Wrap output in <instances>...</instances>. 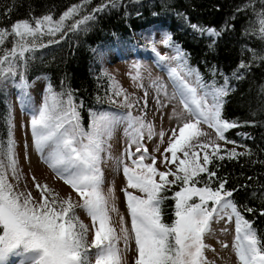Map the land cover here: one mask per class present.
Instances as JSON below:
<instances>
[{"label": "snow or ice", "instance_id": "snow-or-ice-1", "mask_svg": "<svg viewBox=\"0 0 264 264\" xmlns=\"http://www.w3.org/2000/svg\"><path fill=\"white\" fill-rule=\"evenodd\" d=\"M89 2L84 0L85 4ZM116 2L108 0L107 4L102 3L92 10V14L73 20L69 27L77 29L95 19L94 13L103 11L109 4L115 7ZM80 10L81 5H74L56 21L51 15H44L33 18L34 27L32 22L25 19L14 23L10 30L0 29V45H4L9 36L18 38L13 41L10 50L0 54V79L17 75L16 62L26 61L25 53L36 47V38L43 29L54 35L63 29L66 20L78 15ZM258 15L259 31L264 38V12ZM191 27L209 37L222 35V31L215 28H202L195 24ZM29 37L32 39L29 40ZM162 43L175 47V54L171 57L157 53L161 62H175V66L168 68L175 89L173 99L179 97L183 109L195 118L179 126L178 135L177 129H172V137L165 151L171 153L170 163L175 164V170L159 171L154 166V156L151 157L152 163H144L147 156V148L141 153L144 130L147 129L149 138L154 132L153 126L145 123L143 117H134L130 111L126 117L101 112L93 115L90 130L84 131L71 93L62 103L59 99L61 94L52 92L49 87V96L32 114L34 144L42 154L48 149L45 162L77 193L82 203L74 202L71 196L58 199V193H54L46 184L35 182V177L32 179L40 192L39 200H35L31 192L16 190L8 179L10 171L12 177L19 180L18 160L15 158L14 141L10 137L6 149L0 153V264H6L10 256L21 257L20 264H122L119 242L123 240L127 250L130 239H134L137 253L134 264H208L204 251L210 246L204 243V237L211 231L213 221L225 218L229 222L235 218L233 247L241 264H264V242L232 199L237 190L226 189L227 180L220 181L216 188L211 187L216 172L210 171L208 165L213 163L214 158L225 159L224 155L219 154L220 145L216 141L234 143L226 139L225 132L238 127L236 122L222 118L225 97L230 92L228 78L225 77L220 86L205 83L199 72L188 66L187 54L172 44L170 34L164 37ZM153 51H156L154 47ZM249 67L243 61L238 65V69ZM233 75L237 79L242 78L237 73ZM139 76L137 69L133 79ZM114 87V95H123L119 85L114 84ZM157 89H163L167 94L166 86L158 85ZM111 102L116 103L114 100ZM147 103L145 99V108ZM121 106L133 107L127 95H124ZM125 119L129 148L135 144L136 153L141 154L132 160L133 167L124 164L123 173L127 188L136 189L143 195L124 190L131 230L126 226L124 217L120 216L118 232L110 215V212H118L114 191L109 189L107 195L104 193L103 173L99 164L100 154L114 126ZM201 123L214 130L215 139L200 129ZM159 135L163 138L164 132L161 131ZM201 137H207V140H201ZM210 147L214 148L211 154L207 151ZM197 149L204 152L202 160ZM178 152L183 154V158L177 155ZM249 154L232 149L227 152V158ZM127 155L131 159L134 153L128 151ZM201 173H207V181L203 182V187H197L201 183L198 179ZM169 176L174 179L169 180ZM156 177H159V181ZM177 183L181 187L173 197L175 219L171 224L164 223L161 204L167 197L162 193L168 190L167 186ZM194 197L199 199V203L193 200ZM77 207L91 217V231L94 233L91 242L88 239L90 229L76 215ZM245 211L252 212V209L246 208ZM261 215H264V211ZM223 246L228 247L226 244Z\"/></svg>", "mask_w": 264, "mask_h": 264}, {"label": "trees", "instance_id": "trees-1", "mask_svg": "<svg viewBox=\"0 0 264 264\" xmlns=\"http://www.w3.org/2000/svg\"><path fill=\"white\" fill-rule=\"evenodd\" d=\"M102 3L108 0H90L87 4L84 0H0V29L9 30L25 19L34 27L33 18L44 15L59 20L70 7L81 5L80 13L66 20L61 31L52 35L43 29L38 34L36 47L25 53L26 61L16 62L17 75L0 79V153L10 138L6 85L24 87L41 82L48 93L51 87L52 92L61 94L62 103L71 93L85 131L94 114L112 111L113 82L105 72L104 54L127 53L132 57L131 50H135L137 57L144 56L152 50L151 35L158 34L162 42L170 34L172 44L187 54L188 66L198 71L205 83L220 86L228 78L230 92L225 97L222 118L236 122L238 127L225 132L226 139L234 143H223L238 153L250 154L228 159V151L220 150L225 159L214 158L208 165L216 172L211 187L227 180L225 188L237 190L232 199L264 242V38L258 15L264 12V0H117L115 7L109 4L94 13L95 19L75 30L69 27L73 20L92 14ZM193 24L215 28L222 35H202L191 27ZM15 39L9 36L0 45V54L10 50ZM163 48L175 50L172 46ZM242 61L250 67L238 69ZM233 73L242 78H235ZM198 179L201 183L196 186L203 187L207 173H201ZM180 187L178 183L169 185L162 193L167 197L161 204L164 223L171 224L175 219L173 197Z\"/></svg>", "mask_w": 264, "mask_h": 264}, {"label": "rangeland", "instance_id": "rangeland-1", "mask_svg": "<svg viewBox=\"0 0 264 264\" xmlns=\"http://www.w3.org/2000/svg\"><path fill=\"white\" fill-rule=\"evenodd\" d=\"M149 41H153L152 50L147 51L144 56L137 57L135 50H131L132 57L127 53L124 55L116 52L104 54L105 72L112 79L113 99L116 101V103H113L110 113H115L118 117H126V114L130 111L132 116L143 117L145 123L151 124L154 134L149 138L148 131L145 129L141 141L143 145L141 153L144 148H147L144 163H152L151 157L154 156L156 158L154 166L159 171H168L169 169L174 171L175 164L170 163L171 153L165 151L169 146V138L172 137V129L176 128L178 135V127L186 121H194L195 118L183 109L179 97L173 99L175 89L169 77L168 68L175 66V62H161L157 56V53H159L162 56L171 57L175 54V50L167 51L164 49L158 34L151 35ZM153 47L156 50L155 52ZM137 69H139L140 76L138 79H133L137 75ZM114 84L123 89V95H114L116 91ZM158 85L166 86V95L163 89L158 91ZM5 90L8 94L10 137L14 141L19 174V180H16L9 171V182L15 185L18 191L31 192L35 200L40 199V192L35 187V182H38L41 185L46 184L54 193H58V199H66L71 196L74 202L82 203L77 193L65 184L45 162L44 156L47 154L48 149L46 148L42 154L36 150L34 144L31 130L32 114L49 96L48 91L41 82L24 87L6 85ZM145 93H147L146 96ZM124 95H127L129 102L132 103L133 107L131 109L121 106ZM145 99L148 102L146 108L143 105ZM157 100H159V103H157ZM199 127L208 134V137L215 139L214 130L209 128L207 124L201 123ZM126 128V119L114 126L112 134L107 139L104 150L100 154L99 164L103 173L102 188L104 193L107 195L109 189L114 191V203L118 212H110V215L118 232L120 229V216L124 217L126 226L129 231L131 230V218L128 214L124 190L132 192L134 195H143L136 189L127 188V179L123 173L124 164L133 167L132 160L141 154L136 153L135 144H132L129 148L130 141L125 132ZM89 130L90 126L85 131ZM161 131L164 132L163 138L159 135ZM200 139L207 140V137H201ZM216 143L220 145V150L230 151L235 149L220 140H217ZM128 151L134 153L131 159L127 155ZM197 151H199L202 160L204 152L199 149ZM207 151L211 154L214 148L210 147ZM177 155L183 158L182 153L178 152ZM165 157H167V160H165ZM33 177H35V182L32 179ZM168 179L172 180L174 177L169 176ZM156 180L159 181V177H156ZM193 200L199 203L198 198L194 197ZM75 212L80 221L89 227L88 239L91 242L94 234L91 231L93 224L91 217L79 207L75 209ZM235 236V218L231 222L227 218L212 222L211 231L204 237V243L210 246L204 251L208 264H241L233 247ZM225 244L228 247H224ZM119 247L121 249L122 264H134L137 255L134 239L129 240L127 250H125L123 240L119 242ZM21 259V257L10 256L6 264H20Z\"/></svg>", "mask_w": 264, "mask_h": 264}]
</instances>
